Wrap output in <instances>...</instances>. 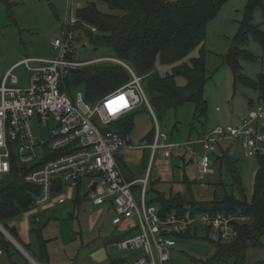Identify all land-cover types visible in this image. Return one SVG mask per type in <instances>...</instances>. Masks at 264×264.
I'll list each match as a JSON object with an SVG mask.
<instances>
[{
    "label": "rangeland",
    "instance_id": "obj_1",
    "mask_svg": "<svg viewBox=\"0 0 264 264\" xmlns=\"http://www.w3.org/2000/svg\"><path fill=\"white\" fill-rule=\"evenodd\" d=\"M59 13V22L50 14L47 0H0V80L9 67L17 61L34 58L43 61L54 60L58 52L53 50L50 42L62 37V30L66 18H76L77 10L88 3H94L99 12L112 13L108 6L100 0H52ZM171 1V0H170ZM173 1V0H172ZM247 0H225L214 18L206 25L205 32V69L207 82L204 87V98L207 101V117L205 124L193 122L194 106L186 103L175 110H169L165 115H158L150 106L151 112L146 106L136 110L132 126L129 131L131 150L121 151V162H118L125 176L133 175L135 178L144 176V172L150 161V150L146 146L151 144L150 135L155 131V121L161 132L167 135L163 144H188L191 150L173 151L171 158L163 159L158 151L151 164L150 180L148 186L149 201L153 192L163 193L165 198L171 194L179 193L189 202L191 200H209L212 198L214 187L223 184L228 195L238 197L230 186V176L222 168L217 159L219 148H231V155L237 161L244 194L247 201L250 200L254 173L256 171V156H245L243 145L235 144V139L220 135L215 145V151L209 154L210 167L208 173H200L199 160L205 154L197 140L211 133L213 114L219 127L227 125L236 126L240 119L250 120V114L254 108L264 107L258 98L257 92L237 87L234 90L233 78L230 69L224 65L225 56L230 47V40L235 36L242 20L243 10ZM253 24L264 33V0L262 8L257 9L253 15ZM91 26L82 24L81 28L73 31L72 46L80 55L83 62L110 56V52L104 48H95L88 40L86 31ZM198 48L191 51L189 57L198 56ZM247 50L255 57V61H241L242 73L256 79L264 74V48L257 42L249 39ZM101 62L97 64H104ZM39 63H29V67ZM114 64V63H113ZM86 65L82 68L94 66ZM158 72L164 75L168 68L157 64ZM17 79L20 88H28L30 85L29 74L24 66L12 73ZM183 83L182 79L178 80ZM142 90L150 100V92L141 82ZM253 104V105H252ZM219 108V111H215ZM192 124V125H191ZM254 127V123L250 124ZM258 130L264 134V124L260 122ZM258 150L264 156V142L258 145ZM184 178L188 181L184 183ZM87 182L83 180L82 188L75 202L76 191L66 188L61 197L64 204L57 203L58 197L43 207H35L24 212L7 222L9 229H15L16 241L25 249L28 244L35 246L36 241L31 230L33 222L38 221L41 227V235L47 241L46 251L48 264H105L111 258L128 259L131 252L121 251L110 242L111 239L120 238L124 227L114 228L110 224L112 212L105 206H94L89 200ZM152 188V191H151ZM135 197L138 198L136 194ZM79 199V200H78ZM159 209L158 203H154ZM108 217L106 224L102 225L103 218ZM133 222V221H132ZM130 224H133V223ZM6 231V227L0 224ZM9 234V231H6ZM3 234V233H2ZM10 235V234H9ZM4 236V234H3ZM6 242L9 240L4 236ZM217 236L209 234L206 237L202 229L197 233H190L186 238H176V246L170 250L169 264H203L214 253L212 241H217ZM262 246L246 251V264H262L264 259V235L261 238ZM12 245V244H11ZM13 246V245H12ZM105 251L107 261L101 259V251ZM32 258H35L30 254ZM0 264H32L25 259L17 249H2L0 247Z\"/></svg>",
    "mask_w": 264,
    "mask_h": 264
},
{
    "label": "built area",
    "instance_id": "obj_2",
    "mask_svg": "<svg viewBox=\"0 0 264 264\" xmlns=\"http://www.w3.org/2000/svg\"><path fill=\"white\" fill-rule=\"evenodd\" d=\"M76 23L77 19L66 18L62 37L50 42L51 48L58 52L56 59L20 60L0 81V181L11 173L14 158L22 182L39 189L35 207H43L55 196L58 204L64 203L59 193L63 185L76 189L83 180H89L87 193L95 205L110 200L113 226L127 220L135 222L131 228L134 232L117 242L119 250L134 255L130 264H169L176 237L197 228L210 229L223 241L233 239L234 223L246 222V216L196 213L187 208L183 213L171 212L160 217L155 205L145 202L151 164L157 152L168 159L173 151L191 150L188 144H163L167 135L160 131L156 121L153 140L145 147L151 152L145 175L138 180H128L123 175L116 154L133 146L130 136L121 134L115 125L143 105L151 112V105L142 90V77L126 63L111 57L81 61L72 46ZM89 30L95 32L93 27ZM30 62L39 64L29 67ZM101 62L121 65L128 72L129 81L94 104L84 100L81 90H67L65 78L72 71ZM21 66L29 74L30 85L25 89L18 86L12 74ZM254 121L264 122L262 106L255 108L252 119H243L236 126L215 128L199 139L205 152L199 160L200 173H208L209 154L215 151L220 135L241 141L245 156L255 157L264 135L250 127ZM44 129H47L45 139L41 136ZM136 184L141 186L139 199L134 193Z\"/></svg>",
    "mask_w": 264,
    "mask_h": 264
},
{
    "label": "trees",
    "instance_id": "obj_3",
    "mask_svg": "<svg viewBox=\"0 0 264 264\" xmlns=\"http://www.w3.org/2000/svg\"><path fill=\"white\" fill-rule=\"evenodd\" d=\"M49 1V0H48ZM112 13L99 12L94 3H88L77 10L78 23L95 28V32L86 31L89 42L95 48H104L111 58L126 63L134 73L142 77V82L150 92L149 103L160 116L169 110L191 103L194 106L193 122L205 124L207 101L203 92L207 82L205 69V30L207 23L215 17L225 0H100ZM262 8V0H247L242 20L235 36L230 40V47L223 63L233 78L234 90L242 86L256 91L259 98H264V74L250 79L242 73L241 61H255L247 50L249 39L264 48V33L253 24V15ZM198 48V56L189 57L192 50ZM166 66L168 71L161 75L156 66ZM130 79L128 72L118 64H96L87 68H78L65 78L68 91L81 90L84 100L94 104L105 95L117 90ZM183 83L179 84L178 80ZM136 111L122 118L115 127L121 134H128ZM192 125V124H191ZM153 133L150 135L152 142ZM256 156L251 198L247 201L242 186L240 169L236 160L223 155L219 149L217 159L220 170L223 168L230 176V186L238 197L228 195L221 183L214 187L209 200L185 201L179 193L165 198L156 192L148 204L158 203V213L164 217L171 212L183 213L187 207L198 212H223L243 215L246 222L234 223L236 236L230 241H223L217 236L212 241L214 253L203 264H246V251L262 246L264 235V156ZM19 167L13 158L12 171L0 181V224L4 225L11 237L16 239L15 229H9L7 222L33 208L39 189L25 184L18 177ZM184 183H190L184 178ZM148 192H146V197ZM31 230L35 237L38 254L36 260L47 264V241L41 235L38 221L33 222ZM201 229V228H200ZM197 229L194 233H197ZM206 237L212 234L210 229H202ZM189 232L176 238H186ZM195 236V234H194ZM2 249L13 248L0 232ZM264 264V259L261 261ZM125 259L112 258L107 264H124Z\"/></svg>",
    "mask_w": 264,
    "mask_h": 264
},
{
    "label": "crops",
    "instance_id": "obj_4",
    "mask_svg": "<svg viewBox=\"0 0 264 264\" xmlns=\"http://www.w3.org/2000/svg\"><path fill=\"white\" fill-rule=\"evenodd\" d=\"M50 1H52V0H47V3L48 2H50ZM19 61H17L16 63H14V64H12L10 67H9V69H11L15 64H17ZM8 69V70H9ZM7 70V71H8ZM16 70V69H15ZM6 71V72H7ZM6 72H5V74H6ZM4 74V75H5ZM3 78V77H2ZM1 81V80H0ZM254 91V90H253ZM256 92V91H255ZM258 94V93H257ZM258 98H259V94H258ZM259 100H261L262 101V103H263V105H264V98L263 99H260L259 98ZM253 105V104H252ZM262 106V105H261ZM264 108V107H263ZM254 110H255V108L253 109V111L251 112V114H250V119H252V117H253V115H254ZM215 111H219V108H216L215 109ZM216 117V115H214L213 114V117H212V122L210 121V125H211V130L210 131H212L213 129H215V128H218L219 126H218V122L215 120V119H217V118H215ZM241 120H243V119H240L239 120V122L238 123H240L241 122ZM261 121H259V122H256V121H254V122H252V123H254V128H256L257 130H258V125H259V123H260ZM263 124H264V122H263ZM116 128V127H115ZM117 129V128H116ZM259 131V130H258ZM154 134V133H153ZM264 135V134H263ZM130 136V135H129ZM154 136V135H153ZM153 140V139H152ZM241 143V145H243L242 144V142L241 141H239V140H237V141H235V143H234V145L236 144H240ZM197 143H198V140H197ZM132 149V148H131ZM131 149H126V150H131ZM220 150H222L223 151V155H231L230 153V151L232 150L231 148H223V149H221V148H219ZM124 151V150H123ZM177 151H184V150H177ZM120 153H121V151L119 152V153H117L116 154V157H117V162H121V158H119L120 156ZM161 154V153H160ZM161 157H162V155H161ZM163 158V157H162ZM171 158V157H170ZM164 159V158H163ZM169 159V158H168ZM167 159V160H168ZM120 167V166H119ZM151 171V170H150ZM123 173V172H122ZM124 175V174H123ZM144 175H145V172H144ZM125 176V175H124ZM128 180H138V179H141L142 177H139V178H135L132 174L131 175H129V176H125ZM149 180H150V174H149V179H148V183H147V187H146V192H148V186H149ZM88 184H89V182H87V187H88ZM64 186L65 185H63V187L61 188V191L59 192L60 194H62L63 193V191H64ZM82 186H84L85 187V185H83V181L81 182V184L79 185V187L78 188H76V189H74V191H76V197H75V202L77 201V198H78V196H79V191H80V189L82 188ZM86 187V188H87ZM67 188V187H66ZM68 189H70V188H68ZM92 189H94L93 187H92ZM140 189H141V186L139 185V184H136V186H134V193H135V195L137 194L138 195V198L137 199H139V197H140ZM151 191H152V188H151ZM146 192H145V202L147 203L148 201H147V199H146ZM155 193L156 192H153L152 191V194H153V196H150V199H152V198H154V196H155ZM163 194V193H162ZM79 200V199H78ZM89 200L91 201V203H92V205H94V206H96V207H98V206H105L108 210H110L111 212H112V215H113V211H112V208H111V205H110V200L109 199H106L105 200V203L104 204H102V205H95L94 203H93V200H92V198H91V196H90V198H89ZM64 204V203H63ZM148 204V203H147ZM60 205H62V204H60ZM149 205H154V204H149ZM187 208H189V207H187ZM113 217V216H112ZM112 219V218H111ZM108 221V217H105V218H103L102 219V221H101V224L102 225H104V224H106V222ZM133 220H127V221H124L122 224H120L119 226H113L112 224H111V220H110V224L112 225V227H114V228H119V227H124V229H122V230H120L122 233H123V235L120 237V238H117V237H115V238H113V239H111L110 240V242H112L114 245H116V247H117V242L120 240V239H122V238H124L125 236H127V235H129V234H131V233H133L134 231L133 230H131V228L133 227L134 228V226H135V222L133 221ZM133 223V224H130V223ZM190 233H193V234H196V233H194V231H192V232H189V234ZM8 234V233H7ZM9 235V234H8ZM5 236V235H4ZM10 236V235H9ZM8 240H9V243L10 244H12L16 249H17V252L18 253H20L22 256H24V258L25 259H27V260H29L32 264H40L37 260H36V255L38 254V249H37V245H35V246H33V245H30V244H28L26 247V249L23 247V246H21L13 237H11L10 236V238L9 237H6ZM0 247H1V244H0ZM118 248V247H117ZM30 254H32L35 258H32L31 257V255ZM100 256H101V259H104L105 258V260L107 261V255L105 254V251H101L100 252V254H99ZM112 259V258H111ZM133 259H134V255L133 254H130V257L128 258V259H125V263L124 264H130L132 261H133ZM109 261V260H108ZM108 261L105 263V264H107L108 263ZM47 264H48V262H47Z\"/></svg>",
    "mask_w": 264,
    "mask_h": 264
},
{
    "label": "water",
    "instance_id": "obj_5",
    "mask_svg": "<svg viewBox=\"0 0 264 264\" xmlns=\"http://www.w3.org/2000/svg\"><path fill=\"white\" fill-rule=\"evenodd\" d=\"M47 7H48V10H49L50 14L59 22L60 21L59 20V13H58V9H57L55 3L53 1H50V2L47 3ZM41 136L44 139L47 138V129H44L42 131ZM93 188H94V186H93ZM0 232L3 233L6 237H9L10 238V236L7 234L6 231H4L2 229L1 226H0Z\"/></svg>",
    "mask_w": 264,
    "mask_h": 264
}]
</instances>
